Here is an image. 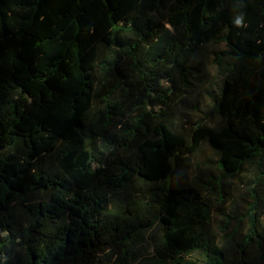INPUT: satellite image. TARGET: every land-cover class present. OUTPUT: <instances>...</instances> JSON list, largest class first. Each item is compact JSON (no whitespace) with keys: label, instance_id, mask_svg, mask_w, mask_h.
<instances>
[{"label":"trees","instance_id":"1","mask_svg":"<svg viewBox=\"0 0 264 264\" xmlns=\"http://www.w3.org/2000/svg\"><path fill=\"white\" fill-rule=\"evenodd\" d=\"M156 222L157 264H264V0H0V264H137Z\"/></svg>","mask_w":264,"mask_h":264},{"label":"rangeland","instance_id":"2","mask_svg":"<svg viewBox=\"0 0 264 264\" xmlns=\"http://www.w3.org/2000/svg\"><path fill=\"white\" fill-rule=\"evenodd\" d=\"M190 103L196 104L201 110L206 111H209L212 107L211 102L201 92L194 93L190 98ZM182 115L183 119L195 118V113L190 112L187 109L182 110ZM202 148V151L198 154L200 160H205L207 157L213 158V154L207 144H204ZM232 181V203L229 205V209L238 211L243 206V194L246 189L247 180L246 178H243L242 180L235 178ZM154 205L155 204L149 202V199H144L141 208L146 216L153 218L154 215L157 214V212H155L157 208ZM120 208L113 206V209L115 210H121ZM162 241V229L157 222L154 223L151 228L136 235L134 239L131 240L129 248L133 252L134 256L137 257V264H157L155 249L162 244ZM188 258L195 259L194 257Z\"/></svg>","mask_w":264,"mask_h":264},{"label":"clouds","instance_id":"3","mask_svg":"<svg viewBox=\"0 0 264 264\" xmlns=\"http://www.w3.org/2000/svg\"><path fill=\"white\" fill-rule=\"evenodd\" d=\"M234 24L237 26V27H241L243 26V15H238L235 20H234Z\"/></svg>","mask_w":264,"mask_h":264}]
</instances>
